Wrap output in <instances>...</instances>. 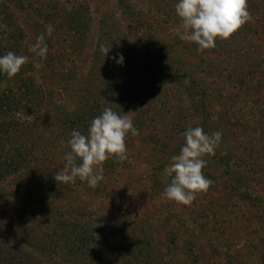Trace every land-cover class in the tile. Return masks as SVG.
<instances>
[{"label": "rangeland", "instance_id": "1", "mask_svg": "<svg viewBox=\"0 0 264 264\" xmlns=\"http://www.w3.org/2000/svg\"><path fill=\"white\" fill-rule=\"evenodd\" d=\"M177 2L0 0V50L29 58L0 84V264L42 261L41 221L78 208L96 238L108 226L149 240L157 264H264V0H247L252 19L202 53L177 34ZM41 34L46 59L29 51ZM105 107L138 129L128 158L107 160L96 188L57 184L70 133ZM195 126L222 133L204 157L213 183L190 205L166 202L164 169Z\"/></svg>", "mask_w": 264, "mask_h": 264}, {"label": "clouds", "instance_id": "2", "mask_svg": "<svg viewBox=\"0 0 264 264\" xmlns=\"http://www.w3.org/2000/svg\"><path fill=\"white\" fill-rule=\"evenodd\" d=\"M175 13L180 20L177 34L182 41L195 43L198 52H204L216 46V41L230 39L252 17L247 0H178ZM0 30H7L6 24H0ZM54 31L52 25L46 27V34ZM35 56L46 59L48 47L45 34L39 35L35 43L29 46ZM104 55L108 49H102ZM28 57L12 51L0 56V74L11 79L28 62ZM115 59V58H113ZM123 63V56L116 59ZM137 136L138 129L128 113H116L105 107L102 113L92 119L87 133L73 130L66 141L68 151L64 153L63 170L54 176L58 183H74L78 178L87 182L90 188H96L104 179V163L115 158L123 163L127 157L126 138L128 134ZM184 143L177 155L170 158L164 172L170 183L164 188L162 197L166 202L190 205L197 195L207 192L212 181L203 174L207 164L204 157L215 154L222 133L216 131L210 135L200 126L189 127L182 134Z\"/></svg>", "mask_w": 264, "mask_h": 264}, {"label": "trees", "instance_id": "3", "mask_svg": "<svg viewBox=\"0 0 264 264\" xmlns=\"http://www.w3.org/2000/svg\"><path fill=\"white\" fill-rule=\"evenodd\" d=\"M6 77L0 74V84ZM78 210L77 217L73 219L74 215L68 212L71 219L62 221L47 214L40 223L39 234L32 237L42 261L28 254L23 261L15 260V264H157L149 240L118 235L108 226L101 227L96 238L89 228L92 220H86L88 214Z\"/></svg>", "mask_w": 264, "mask_h": 264}]
</instances>
